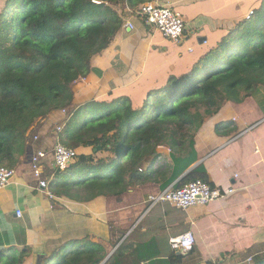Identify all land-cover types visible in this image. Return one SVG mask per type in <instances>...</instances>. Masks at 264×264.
I'll return each mask as SVG.
<instances>
[{"label": "trees", "instance_id": "16d2710c", "mask_svg": "<svg viewBox=\"0 0 264 264\" xmlns=\"http://www.w3.org/2000/svg\"><path fill=\"white\" fill-rule=\"evenodd\" d=\"M156 1L0 0L1 167L17 166L38 119L66 112L58 143L89 148L91 154H78L64 171L55 169L52 195L82 204L118 201L137 186L170 184L179 173L169 177L172 162L157 149L186 158L206 119L264 89V0H259L189 69L126 94L78 100L81 80L92 76L97 57L123 30L129 13L124 7L139 19V7ZM194 180L207 178L191 173L177 185ZM102 255L100 245L74 239L60 254L35 264H100ZM28 257L27 247L17 255L4 250L0 264H25ZM254 264H264V257Z\"/></svg>", "mask_w": 264, "mask_h": 264}, {"label": "crops", "instance_id": "0c3cea01", "mask_svg": "<svg viewBox=\"0 0 264 264\" xmlns=\"http://www.w3.org/2000/svg\"><path fill=\"white\" fill-rule=\"evenodd\" d=\"M258 2L156 1L169 3L181 15L180 43L165 39L125 6L124 12L130 13L125 21L133 29L124 25L112 46L97 57L92 76L81 81L78 100L126 94L140 84L155 85L189 69ZM65 119L66 112H54L38 119L27 133L25 155L10 184L0 190V251L11 249L17 255L27 247L30 257L25 264H35L60 254L74 239H88L102 247L100 264H249L251 257L254 262L264 257V89L240 105L227 103L206 119L186 158L176 160L167 148L157 149L172 162L169 177L179 173L170 184L137 186L118 201L82 204L52 195L53 150ZM76 151L91 154L89 148ZM191 173L205 175L210 186L235 191L225 200L187 210L168 202L149 203L150 195L177 185ZM42 182L47 183L45 189ZM189 231L195 238L193 249L173 250L169 240Z\"/></svg>", "mask_w": 264, "mask_h": 264}, {"label": "built area", "instance_id": "2783aa9c", "mask_svg": "<svg viewBox=\"0 0 264 264\" xmlns=\"http://www.w3.org/2000/svg\"><path fill=\"white\" fill-rule=\"evenodd\" d=\"M131 13V12H130ZM140 19L154 26L162 36L172 42L180 43L183 38L184 22L169 3L157 4L156 2L146 3L139 7ZM129 29L133 26L127 21L125 24ZM84 81V80H81ZM59 130V129H58ZM78 155L76 150L66 148L60 144L55 145L53 150V164L56 170L64 171ZM43 157V153H38ZM15 175V170L0 166V190L10 184ZM42 189L47 183H40ZM233 188H218L210 186L206 181L194 180L179 187L176 184L169 185L157 195L148 197L149 203L168 202L177 208L187 210L195 206H206L210 203L225 200L234 193ZM50 195V193H47ZM17 211V216H20ZM169 244L175 251L182 250L183 253L190 252L195 244L194 235L189 231L178 237L171 238ZM250 264V259L247 261ZM215 264H225L218 262Z\"/></svg>", "mask_w": 264, "mask_h": 264}, {"label": "rangeland", "instance_id": "374dc122", "mask_svg": "<svg viewBox=\"0 0 264 264\" xmlns=\"http://www.w3.org/2000/svg\"><path fill=\"white\" fill-rule=\"evenodd\" d=\"M74 109H71V111H73ZM91 151V150H90ZM248 258V257H247ZM252 258V260H251V262H250V264H254L255 262H254V259H253V257H251ZM259 260V259H258Z\"/></svg>", "mask_w": 264, "mask_h": 264}, {"label": "water", "instance_id": "95a60500", "mask_svg": "<svg viewBox=\"0 0 264 264\" xmlns=\"http://www.w3.org/2000/svg\"><path fill=\"white\" fill-rule=\"evenodd\" d=\"M201 40H204V38H202ZM201 42V41H200ZM180 253H183L182 250H180Z\"/></svg>", "mask_w": 264, "mask_h": 264}]
</instances>
